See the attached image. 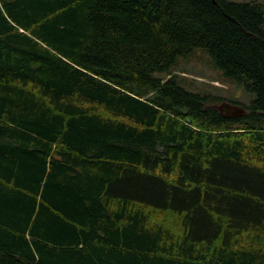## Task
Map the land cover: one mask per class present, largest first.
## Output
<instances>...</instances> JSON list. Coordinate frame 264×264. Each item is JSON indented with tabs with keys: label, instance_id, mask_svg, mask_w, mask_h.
I'll return each instance as SVG.
<instances>
[{
	"label": "trees",
	"instance_id": "obj_1",
	"mask_svg": "<svg viewBox=\"0 0 264 264\" xmlns=\"http://www.w3.org/2000/svg\"><path fill=\"white\" fill-rule=\"evenodd\" d=\"M0 264H264L263 1L0 0Z\"/></svg>",
	"mask_w": 264,
	"mask_h": 264
},
{
	"label": "rangeland",
	"instance_id": "obj_2",
	"mask_svg": "<svg viewBox=\"0 0 264 264\" xmlns=\"http://www.w3.org/2000/svg\"><path fill=\"white\" fill-rule=\"evenodd\" d=\"M231 1L248 2L250 0ZM261 1L264 3V0ZM175 72L185 77L193 89L208 90L228 100L244 104H250L254 99V94L225 79L222 71L213 64L211 57L204 50H197L190 57L181 58Z\"/></svg>",
	"mask_w": 264,
	"mask_h": 264
},
{
	"label": "water",
	"instance_id": "obj_3",
	"mask_svg": "<svg viewBox=\"0 0 264 264\" xmlns=\"http://www.w3.org/2000/svg\"><path fill=\"white\" fill-rule=\"evenodd\" d=\"M221 116L225 119H235L245 115L246 110L237 104H232L230 102H223L217 106Z\"/></svg>",
	"mask_w": 264,
	"mask_h": 264
}]
</instances>
